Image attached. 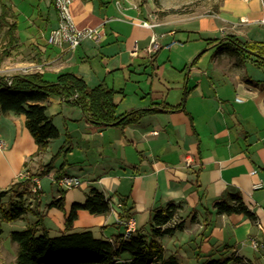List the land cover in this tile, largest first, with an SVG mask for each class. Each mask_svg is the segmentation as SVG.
I'll list each match as a JSON object with an SVG mask.
<instances>
[{"label": "crops", "instance_id": "1", "mask_svg": "<svg viewBox=\"0 0 264 264\" xmlns=\"http://www.w3.org/2000/svg\"><path fill=\"white\" fill-rule=\"evenodd\" d=\"M5 4L16 15V6ZM50 4L57 25L54 1ZM140 4L141 0H75L71 10L77 27L98 29L102 37L99 42L86 40L73 51L34 36L22 41L16 31L14 48H8L10 55L0 64V75L7 80L16 74L40 73L53 83L61 73H74L91 88L105 85L119 91L120 115L158 111L134 125L101 127L87 121L79 107L49 97L43 105L60 137L39 156L26 117L1 115L0 192L22 182L23 171L35 173L48 164L62 149L49 177L54 182L64 164L65 176L79 177L83 185L65 191L64 210H59L48 206L60 198V189L44 203L40 179L39 210L51 235L92 231L110 241L125 234L121 219L134 220L136 231L146 234L154 211L174 203L182 206L187 221L183 231L162 239L167 255L178 256L182 264L235 257L264 264V250L251 244L252 240L264 244V60L208 46L207 40L226 37L212 36L218 28L203 24L199 30L167 33L161 40L163 46L169 45L170 38L187 32L216 51L211 57L204 51L180 69L171 52L163 53L172 48L147 52L157 33L142 25L146 13ZM218 16L227 25L251 26L261 19L262 5L259 0H227ZM46 21L50 25V14ZM55 27L50 25L49 32ZM252 39L240 40L264 41ZM92 189L110 199V213L79 211L68 231L66 218L72 206L84 203ZM228 193H239L252 216L216 214L214 204ZM18 221L23 230L35 218L28 214ZM14 248L18 252V246Z\"/></svg>", "mask_w": 264, "mask_h": 264}, {"label": "trees", "instance_id": "2", "mask_svg": "<svg viewBox=\"0 0 264 264\" xmlns=\"http://www.w3.org/2000/svg\"><path fill=\"white\" fill-rule=\"evenodd\" d=\"M16 31L17 15L2 3L0 40L7 42V45L0 52V64L10 55L8 48H12L17 40ZM207 44L215 46L219 51L231 50L243 57H251V53H255L258 62L264 60V54L258 49L261 43H243L236 35L207 40ZM118 93L120 92L105 85L91 88L84 78L74 73H61L53 83L45 81L40 73L16 74L9 80L0 75V116L14 113L26 117V125L38 146L39 156L47 152L51 142L60 137L59 129L47 114V107L43 105L49 97H61L68 105L79 107L87 121L101 127L134 125L144 116L158 111L157 108H152L120 115L116 102ZM66 143L69 144L68 139ZM61 152L62 149L48 164L40 166L35 173H30L29 179L0 192V224L13 223L28 214L35 218L25 229L10 234L12 241L18 246L14 264H182L178 256L166 254L162 243L163 238L185 229L186 219L175 222L182 209L180 204L169 203L157 208L149 222L150 231L146 234L136 231L129 237L117 235L110 241L95 237L92 231L52 236L44 226V215L39 210L41 191L33 194L31 186L33 178L42 179L52 173ZM64 167L63 164L58 170L56 181L65 176ZM59 193L60 198L49 204V208L64 210L65 190L60 189ZM122 207L124 208L123 204ZM213 209L218 215L252 216L239 193H228L214 204ZM82 210L92 215H107L111 211L110 199L97 189H92L84 203L72 206L66 218L68 231L72 229ZM190 221L195 223L196 216H192ZM1 233L0 230V236ZM197 264L253 263L235 257L210 258L203 263L198 261Z\"/></svg>", "mask_w": 264, "mask_h": 264}, {"label": "rangeland", "instance_id": "3", "mask_svg": "<svg viewBox=\"0 0 264 264\" xmlns=\"http://www.w3.org/2000/svg\"><path fill=\"white\" fill-rule=\"evenodd\" d=\"M226 1L141 0L139 8L144 9L146 13L144 20L155 26L154 30L158 35L163 36L167 33L173 31L178 32L180 30H199L203 24H208L209 26H216L218 28V31L214 35L210 34L215 37H226L231 34H236L243 42L247 41L248 43V41H253L252 38L261 41L264 37V27L258 23H254L251 26H232L231 24L227 25L219 18L218 15ZM50 2L51 0H0V3H8L16 6L17 32L22 41H26L33 36L48 40L50 34L49 26H56V15L54 9L51 10L50 8ZM49 14L52 19L50 25L46 21ZM198 38L200 37L197 34L179 32L175 37L168 40V44L173 45L171 47L172 50L169 51L167 49L168 51L163 53L171 52L174 56V63H178L180 69L184 67L185 63L194 61L204 51V55L207 57L213 56L216 51L208 50L209 47L206 42ZM4 48V42L0 40V52ZM164 69L169 70L170 67ZM41 183L44 190L43 202L52 201V195L60 187L49 176L43 177ZM182 220H185V214L180 210L175 222L179 223ZM18 224H20V221L0 224V230L2 231L0 236V264H14L15 262L17 252L14 245L17 246V244L12 241L10 234L13 231H21L19 230L20 226ZM148 231H150V228H148ZM51 233L52 236L59 235L56 231Z\"/></svg>", "mask_w": 264, "mask_h": 264}, {"label": "built area", "instance_id": "4", "mask_svg": "<svg viewBox=\"0 0 264 264\" xmlns=\"http://www.w3.org/2000/svg\"><path fill=\"white\" fill-rule=\"evenodd\" d=\"M75 0H54V7L57 14V25L55 28L51 29L48 44L59 48L61 50L73 51L79 47L86 40H93L99 42L102 34L101 31L94 28H85L79 29L75 24L73 15H72V4ZM252 1V0H247ZM262 5V17L259 20L258 24L264 27V0H259ZM142 25L147 28L154 29V25L149 24L148 22H142ZM164 38V35L153 34L151 37V43L147 52L149 54H156L161 49L166 48L170 49L173 45L163 46L161 40ZM260 52L264 54V41L258 46ZM77 96H75L76 98ZM30 173L28 171H23L19 178L24 181L29 179ZM54 182L63 190H72L80 188L83 185L82 180L79 177L75 176H63L60 180ZM40 178L35 177L32 179V192L34 194L41 191L40 188ZM261 185L257 186V188ZM118 208H122V204H118ZM125 225V236L129 237L132 233L136 232L135 221L129 219L119 221ZM251 244L255 250H264V244L258 242L257 240H252Z\"/></svg>", "mask_w": 264, "mask_h": 264}, {"label": "water", "instance_id": "5", "mask_svg": "<svg viewBox=\"0 0 264 264\" xmlns=\"http://www.w3.org/2000/svg\"><path fill=\"white\" fill-rule=\"evenodd\" d=\"M253 56H257V54H255V53H251ZM258 57V56H257Z\"/></svg>", "mask_w": 264, "mask_h": 264}]
</instances>
